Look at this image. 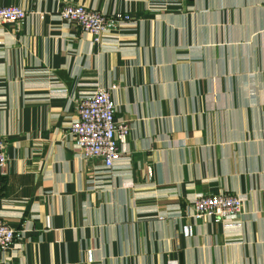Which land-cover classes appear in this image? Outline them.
Wrapping results in <instances>:
<instances>
[{"label":"crops","instance_id":"0c3cea01","mask_svg":"<svg viewBox=\"0 0 264 264\" xmlns=\"http://www.w3.org/2000/svg\"><path fill=\"white\" fill-rule=\"evenodd\" d=\"M82 5L130 23L101 44L63 22ZM0 264H264V0H0ZM108 90L128 125L110 170L69 136ZM242 213L192 217L199 195Z\"/></svg>","mask_w":264,"mask_h":264},{"label":"built area","instance_id":"2783aa9c","mask_svg":"<svg viewBox=\"0 0 264 264\" xmlns=\"http://www.w3.org/2000/svg\"><path fill=\"white\" fill-rule=\"evenodd\" d=\"M60 19L101 44L106 36L124 28L130 17L119 13L107 15L82 5L66 4L59 11ZM26 18V12L16 6L0 5V26L17 25ZM76 119L71 123L69 136L83 160H101L106 170L113 168L121 156L120 145L129 134L127 124L115 121L116 106L110 92L97 88L81 95L76 101ZM7 143L0 135V176L5 173ZM243 200L229 193L199 195L193 202L192 217L196 220L213 218L225 223L242 213ZM17 232L0 219V251L7 250L17 240Z\"/></svg>","mask_w":264,"mask_h":264}]
</instances>
